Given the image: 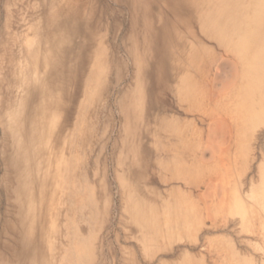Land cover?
Masks as SVG:
<instances>
[{
    "label": "bare ground",
    "instance_id": "6f19581e",
    "mask_svg": "<svg viewBox=\"0 0 264 264\" xmlns=\"http://www.w3.org/2000/svg\"><path fill=\"white\" fill-rule=\"evenodd\" d=\"M9 4L0 264H208L203 230L213 264H264V0H27L15 32ZM109 100L121 243L90 146Z\"/></svg>",
    "mask_w": 264,
    "mask_h": 264
},
{
    "label": "rangeland",
    "instance_id": "374dc122",
    "mask_svg": "<svg viewBox=\"0 0 264 264\" xmlns=\"http://www.w3.org/2000/svg\"><path fill=\"white\" fill-rule=\"evenodd\" d=\"M1 2L3 3L1 4ZM8 2L10 3L9 5L12 6L11 18H12L13 23L10 28L11 30H13V32H15L16 24L18 22L17 16L21 12L25 11L23 7L26 5L27 0H8ZM6 5H7V0H0V62H1V65H5L7 62L6 52L5 54H3V52L5 51V47L6 46L8 47L12 42V38L11 37L8 38V36L5 34V31H4L5 30V20H6V12H5ZM108 108L110 109L112 108L113 114L110 116L106 114L105 112H103L102 110L100 111L99 118H98L99 122L96 126L95 131L93 132V140L90 143V146H91V156L93 159L97 158L96 156L100 152V149L103 148L99 163L96 166V168H98V170L101 171L102 174H104L105 172L107 173V180L111 185L110 194H111V199L113 203V209L110 214L111 219H109V224L101 231V234L106 235L108 239L115 240V243L116 241L117 243H121V242H124L122 238L124 236V227L122 224L118 223V219H119L118 217L120 215V212H119L120 210L118 206L120 205L121 196L119 195L116 185L113 183L114 182V179H113L114 164L112 163L113 161L111 159V152H112V148L114 146L115 140L119 138L120 136L118 134L120 117L118 116V113L115 110L116 107L114 106L112 100H109ZM102 138L104 140V144L100 143V139ZM206 215H207V212L204 211L202 225H205L206 227H208L211 224V219L208 218ZM118 230L121 232V237L119 238V240H116L114 233L115 231H118ZM224 231L225 232L227 231L229 234H232L233 233L232 226L228 224L227 229ZM204 236H206V233L203 230V232H200V235L198 236L199 243L198 245H196V249L197 251H201L205 255V262H207L208 264H213L211 262L212 261L211 257L214 256L215 251L211 249L210 246L204 244V239H205ZM179 246L180 247H192L193 245L187 244L186 241H180L178 243H174L173 249L170 252L177 253V248ZM160 254L162 253L157 254V256H159ZM98 261H100L101 264H115L117 262L116 260L115 262H113L111 253L108 250L101 251ZM116 264H118V262Z\"/></svg>",
    "mask_w": 264,
    "mask_h": 264
}]
</instances>
